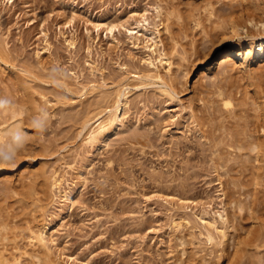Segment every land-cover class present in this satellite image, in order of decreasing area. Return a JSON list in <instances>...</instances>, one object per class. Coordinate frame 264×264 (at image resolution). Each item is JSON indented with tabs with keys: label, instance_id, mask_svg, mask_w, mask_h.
<instances>
[{
	"label": "rangeland",
	"instance_id": "rangeland-1",
	"mask_svg": "<svg viewBox=\"0 0 264 264\" xmlns=\"http://www.w3.org/2000/svg\"><path fill=\"white\" fill-rule=\"evenodd\" d=\"M243 3L0 0V97L12 104L0 130L29 133L17 166L0 169V260L264 264V159L249 143L264 60L225 66L239 39L216 46L232 19L264 16V0ZM120 92L116 120L91 140ZM41 109L44 134L30 123ZM45 222L43 245L30 233Z\"/></svg>",
	"mask_w": 264,
	"mask_h": 264
},
{
	"label": "bare ground",
	"instance_id": "bare-ground-1",
	"mask_svg": "<svg viewBox=\"0 0 264 264\" xmlns=\"http://www.w3.org/2000/svg\"><path fill=\"white\" fill-rule=\"evenodd\" d=\"M243 3L244 6L246 7L245 9L247 10L248 8L251 9L253 7H251V5L253 6L254 3L256 2V0H243ZM251 7V8H250ZM256 8H257V5H256ZM248 11V10H247ZM253 12V11H250V13ZM249 13V11H248ZM255 14L256 13H253L251 15H248L247 17V21H244V20H241L243 19L242 18H239L240 20H237V19H232L231 21H229L228 23H230V26H229V30L228 31H224L219 34V38H218V43L216 44V46H220L223 42H225L228 38L232 37V36H236L237 39H239V41L237 42V44L239 46L236 47V45H230V47H228L221 55H220V61L219 63L220 64H223V65H239V67L242 69V70H247L249 69V63L250 61L254 60L256 57H263V60H264V35L262 32H252L253 30H251V32L249 31V25L251 26H254V29L257 28L256 30H261L264 29V16L260 18L261 14L260 13H257V14H260V16L258 17V19L255 18ZM74 16V15H73ZM245 19V18H244ZM256 19V20H255ZM117 22H112V21H109V24L110 25V28L113 29L117 24ZM102 25V24H101ZM108 27V26H107ZM227 27V26H226ZM116 28V27H115ZM228 28V27H227ZM225 30H227L225 27H224ZM255 31V30H254ZM229 34V35H228ZM232 34V35H230ZM228 35V36H227ZM246 38V47L247 48H244L242 47L243 46V42L241 41L242 38ZM216 42V41H215ZM155 43H156V40H155ZM214 45V44H213ZM214 49V48H213ZM213 49L209 50V53L211 51H213ZM207 56H209L210 54H208V52L206 53ZM165 56V55H164ZM162 59V58H160ZM166 61L168 62V65L171 64V61L170 59H168V57L165 58ZM163 60V59H162ZM169 60V61H168ZM241 60V61H239ZM212 69H214V65L212 64H209L207 65V67L204 68L203 72H209L211 71ZM189 71V70H188ZM187 71V72H188ZM156 73H153L154 75L160 77V78H164L162 77V74L159 73L158 70L155 71ZM152 74V75H153ZM257 90V88H256ZM260 90V89H259ZM262 92V91H261ZM260 92V94H261ZM221 93H224V91ZM257 94H259L258 92H256ZM220 94V93H219ZM226 94V93H225ZM256 94V96H257ZM263 94H264V89H263ZM124 93H119V96L117 98V101L115 100L116 104L110 109V114L108 116L107 119H103V120H100L98 121L94 126H92L91 128H89V131H88V137L91 139V140H100L99 136L101 135V137H103L105 135V132L107 130L110 129V125L113 124L114 120H116V116H117V108H118V105L126 100H124L125 98L123 97ZM222 96V95H221ZM229 97V96H228ZM260 97V95H259ZM226 98V97H225ZM262 98V97H261ZM220 99V98H219ZM231 99V98H230ZM260 99V98H258ZM214 100V99H213ZM224 100V98H223ZM255 100V99H254ZM220 101V100H219ZM256 101V100H255ZM263 101L262 103H264V97L263 99L261 100ZM218 102V101H217ZM260 102V101H259ZM257 101V103H259ZM225 105L228 104V103H231L230 100H225L223 102ZM221 103V104H223ZM219 104V102H218ZM232 104V103H231ZM262 105V106H261ZM259 103V105H257L256 107H258L261 111H259L256 115H255V120L254 122L252 123L253 124V138L252 140L250 139L251 142L250 143V147L251 149H253L255 151V154H254V159L256 161H259L262 159H264V139H261V134L263 133L264 131V106L263 104ZM224 106V105H223ZM256 107H254L256 109ZM226 108V106H225ZM257 112V110H256ZM260 116V117H259ZM13 123V122H12ZM10 123V124H12ZM17 124V122H15ZM16 124H12L10 126H17V127H22L21 125H16ZM21 124V123H20ZM9 126V127H10ZM252 126V125H251ZM7 127V128H9ZM7 128H4V129H7ZM23 128V127H22ZM3 129V128H2ZM1 129V130H2ZM3 129V130H4ZM263 131H262V130ZM0 130V133H3V130L1 132ZM100 134V135H99ZM99 135V136H98ZM250 137V136H249ZM89 139V140H90ZM248 142V141H247ZM241 145V144H239ZM252 156V155H251ZM258 166V165H257ZM258 168V167H257ZM258 173V172H257ZM63 202L61 201L60 205L61 207H59L60 211L63 209L64 206H66L68 204V202H73V198H72V195L71 193L69 192H66L65 193V197L62 199ZM236 205V204H235ZM251 207V206H250ZM238 209V207H237ZM236 213V212H235ZM235 216V215H234ZM50 223V222H49ZM49 223L48 222H45L41 225V227L39 229H33L31 228V236L34 239H36L35 241H38L39 244H45V234L47 233V228L49 226ZM233 223V222H232ZM222 231V230H221ZM241 241V240H240ZM239 242V240H238ZM240 244H242L240 242ZM238 247V246H237ZM242 249V248H241ZM238 248H236L234 251L237 252ZM233 253V252H232ZM2 254V252H1ZM235 254V253H234ZM46 255V254H45ZM48 256V254L46 255V257ZM232 256V255H231ZM3 257V258H2ZM4 258H7L6 256L4 257V254L3 256L1 255L0 259H4ZM49 258H51V256H49ZM74 258V257H72ZM76 258V257H75ZM236 258V257H235ZM234 258V259H235ZM9 259V257H8ZM7 259V260H8ZM11 259V258H10ZM48 259V258H47ZM237 259V258H236ZM0 260V262H3ZM5 260V259H4ZM6 260V261H7ZM5 261V262H6ZM49 262H53L51 259H48ZM74 261V260H73ZM81 262V261H80ZM56 263V262H54ZM5 264V263H4ZM53 264V263H51Z\"/></svg>",
	"mask_w": 264,
	"mask_h": 264
},
{
	"label": "clouds",
	"instance_id": "clouds-1",
	"mask_svg": "<svg viewBox=\"0 0 264 264\" xmlns=\"http://www.w3.org/2000/svg\"><path fill=\"white\" fill-rule=\"evenodd\" d=\"M57 87H63L57 84ZM12 104L6 98L0 97V113L11 109ZM52 120L47 109H41L31 117L32 130L36 133L44 134L48 131ZM29 133L22 127L10 126L0 133V169L14 168L17 166V157L28 144Z\"/></svg>",
	"mask_w": 264,
	"mask_h": 264
}]
</instances>
